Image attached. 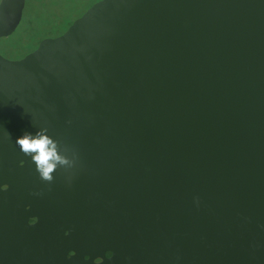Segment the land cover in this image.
Instances as JSON below:
<instances>
[{"label": "water", "instance_id": "1", "mask_svg": "<svg viewBox=\"0 0 264 264\" xmlns=\"http://www.w3.org/2000/svg\"><path fill=\"white\" fill-rule=\"evenodd\" d=\"M0 264H264V0H99L0 54Z\"/></svg>", "mask_w": 264, "mask_h": 264}, {"label": "rangeland", "instance_id": "2", "mask_svg": "<svg viewBox=\"0 0 264 264\" xmlns=\"http://www.w3.org/2000/svg\"><path fill=\"white\" fill-rule=\"evenodd\" d=\"M31 1L32 5H30ZM44 5L33 0H26V8L22 14V19L15 31L8 37L0 38V54L10 60L18 59L33 51L38 43L48 37H55L58 32L52 30L49 33L40 30L44 27L45 15L53 18H69L74 21L82 15L92 4L99 0H42ZM42 12V13H40ZM38 20V21H37ZM60 21V20H59ZM45 33V34H44ZM44 36L39 41L32 38ZM36 46V47H35Z\"/></svg>", "mask_w": 264, "mask_h": 264}, {"label": "clouds", "instance_id": "3", "mask_svg": "<svg viewBox=\"0 0 264 264\" xmlns=\"http://www.w3.org/2000/svg\"><path fill=\"white\" fill-rule=\"evenodd\" d=\"M47 132V128H41L35 135L26 132L17 139L16 145L25 156L31 157L40 179L51 183L57 166L67 165L68 158L66 155L60 154L58 151L59 142L51 138Z\"/></svg>", "mask_w": 264, "mask_h": 264}, {"label": "trees", "instance_id": "4", "mask_svg": "<svg viewBox=\"0 0 264 264\" xmlns=\"http://www.w3.org/2000/svg\"><path fill=\"white\" fill-rule=\"evenodd\" d=\"M28 1V0H27ZM33 1H36V0H33ZM37 2H39V5L40 4H42V5H44V2L42 1V0H37ZM29 3H30V5H32V3H31V1H29ZM33 6V5H32ZM26 8V0H25V7H24V9ZM23 12H24V10H23ZM40 13H42V12H40ZM43 14V13H42ZM46 16V18L43 20V24H44V27L43 28H41L40 30H42V31H45V32H47V33H49V31L50 32H52V30H54V32L55 31H57L58 30V32L56 33V36L57 35H60L61 33H63L66 29H67V27L73 22L71 19H69V18H66V19H62L63 21H61V17H55V18H53V17H51L50 15H49V13H48V15H45ZM60 20V21H59ZM38 21V20H37ZM45 34V33H44ZM43 34V36H41L40 38H36L35 36H36V34H34V36L32 37L33 39L34 38H36V39H38L37 41H39L41 38H43L44 36H46V35H44ZM37 46V45H36ZM35 46V47H36ZM20 58H22V57H20ZM19 59V58H18Z\"/></svg>", "mask_w": 264, "mask_h": 264}, {"label": "flooded vegetation", "instance_id": "5", "mask_svg": "<svg viewBox=\"0 0 264 264\" xmlns=\"http://www.w3.org/2000/svg\"><path fill=\"white\" fill-rule=\"evenodd\" d=\"M20 59V58H19ZM15 60V59H14Z\"/></svg>", "mask_w": 264, "mask_h": 264}]
</instances>
